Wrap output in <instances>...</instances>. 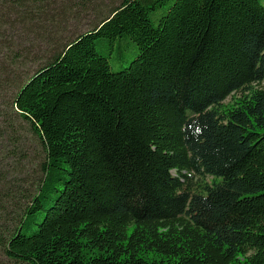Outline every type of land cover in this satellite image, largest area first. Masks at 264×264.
Instances as JSON below:
<instances>
[{
	"label": "trees",
	"instance_id": "16d2710c",
	"mask_svg": "<svg viewBox=\"0 0 264 264\" xmlns=\"http://www.w3.org/2000/svg\"><path fill=\"white\" fill-rule=\"evenodd\" d=\"M44 1L0 6L24 26ZM124 41L135 57L113 71ZM13 108L46 161L5 237L10 260L264 264L260 0H124L39 69Z\"/></svg>",
	"mask_w": 264,
	"mask_h": 264
},
{
	"label": "rangeland",
	"instance_id": "374dc122",
	"mask_svg": "<svg viewBox=\"0 0 264 264\" xmlns=\"http://www.w3.org/2000/svg\"><path fill=\"white\" fill-rule=\"evenodd\" d=\"M123 1L37 2L36 16L24 26L14 24L16 16L0 6V264H21L6 256L3 244L37 195L46 161L43 145L13 108L16 94L56 54L97 27ZM260 1L264 6V0ZM123 48L126 52L120 61L115 59L117 51L113 52V71L126 67L135 57L133 44L124 41Z\"/></svg>",
	"mask_w": 264,
	"mask_h": 264
}]
</instances>
